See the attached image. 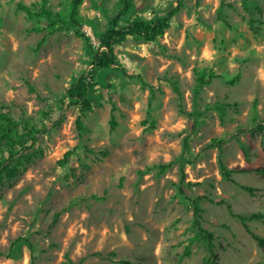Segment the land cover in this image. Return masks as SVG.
I'll list each match as a JSON object with an SVG mask.
<instances>
[{"label":"rangeland","instance_id":"obj_1","mask_svg":"<svg viewBox=\"0 0 264 264\" xmlns=\"http://www.w3.org/2000/svg\"><path fill=\"white\" fill-rule=\"evenodd\" d=\"M195 3L183 0L157 43L127 37L115 48L117 63L140 81L92 71L87 42L72 29H46L16 8L43 4L66 20L65 0H0V107L49 130L31 162L0 184V251L17 237L31 243L0 264H201L207 251L189 242L195 229L179 196L182 174L185 196L201 198L198 221L213 236L212 264H264V247L232 217L259 215L245 224L264 241V125L251 130L264 119V0ZM173 5L133 0L132 15L149 22ZM119 8L118 0H83L80 33L95 49ZM91 71L98 85L78 133V109L60 101ZM200 73L216 78L197 86ZM167 81L177 86L183 113ZM219 138L220 147L204 148Z\"/></svg>","mask_w":264,"mask_h":264},{"label":"trees","instance_id":"obj_2","mask_svg":"<svg viewBox=\"0 0 264 264\" xmlns=\"http://www.w3.org/2000/svg\"><path fill=\"white\" fill-rule=\"evenodd\" d=\"M120 8L118 12L109 19V27L97 38L98 46L95 49L91 46L89 38L83 33H80V24L78 22L79 8L82 5L83 0H65L68 7V18L63 20L61 16L45 7L43 4L37 5L32 4L25 6L17 4L16 8L22 11L29 20H42L45 22L46 29L53 30H64L72 29L75 36H79L87 42L89 51L91 53L90 66L92 71L94 69L108 70L112 69L120 73L124 78H136L141 81L139 76L128 75L126 71L117 63L115 48L122 44L127 37H136L144 42L157 43L162 38L166 29L169 28V21L183 8V0H174V5L169 7L164 13L156 15L149 22L140 19L136 15H132L133 12V0H118ZM199 0H196L195 5H198ZM223 5V4H221ZM81 74L67 89L60 101V105H63L64 101H67V106L76 107L78 113L74 121L75 130L78 133L84 131L83 119L88 113L92 111V105L89 99V92L97 87L98 83L93 72ZM207 78V79H206ZM216 78L213 74L200 73L196 77V85L201 86L208 83L211 79ZM239 78V73H236L234 77L228 81L229 85H233L234 82ZM171 89L177 97L179 104V110L183 113L180 106V93L172 81H167ZM31 90V89H30ZM114 111V107H111V112ZM42 118L46 116L44 113L41 114ZM62 122L60 116L57 121L52 124V129L57 128ZM115 121L113 116L110 119V127H115ZM264 125V119L257 123L251 130H258ZM243 132V130H239ZM49 130L41 126L40 128L36 123L30 120H15L13 119L8 109L0 107V184L4 181H9L15 178L19 171V166L24 163L31 162V150L36 145L38 138L41 135H45ZM225 139H211L206 145L205 149L213 147H220L224 144ZM187 147L186 139L183 140V150ZM75 148L64 154L63 158L58 162L60 167H64L67 159L72 156L75 152ZM171 166V163L166 165L158 166V172L162 173ZM220 175L228 179L230 171L225 166L219 163ZM142 175V172L138 173ZM183 174L181 183L178 187L179 196L181 199L187 201L190 204L192 210V223L191 226L195 229V237L191 239L190 244L195 240L205 244L207 256L203 258L201 264H212L215 260L216 254L213 247V236L210 232L202 229L199 225V208L198 202L201 198H188L185 196L182 188ZM242 190L252 192L251 188H244ZM91 199L98 200L99 197L94 195L90 196ZM57 217L55 214L54 218ZM234 218H238L243 224L244 229L252 236L259 247H264V241L257 236L253 235L245 222L261 218L259 215H251L248 218L237 217L232 215ZM26 244L31 250V243L27 237H17L12 240L9 244L7 251H0V258L11 259L13 256V250L19 244ZM189 246V245H188ZM187 249H184V255H186ZM60 264H72L70 261Z\"/></svg>","mask_w":264,"mask_h":264}]
</instances>
